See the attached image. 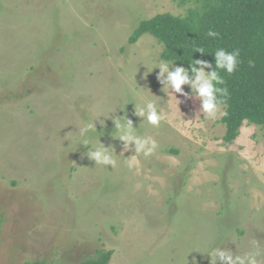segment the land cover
<instances>
[{
  "label": "rangeland",
  "instance_id": "rangeland-1",
  "mask_svg": "<svg viewBox=\"0 0 264 264\" xmlns=\"http://www.w3.org/2000/svg\"><path fill=\"white\" fill-rule=\"evenodd\" d=\"M198 5L0 0V264H78L100 249L109 264H209L215 247H264V128L244 123L224 144L221 116L184 96L180 109L166 104L158 69L141 79L162 45L148 34L129 43L141 21ZM144 100L163 107L158 127L133 115ZM119 110L159 147L131 156L108 120L100 139L119 156L95 167L78 130Z\"/></svg>",
  "mask_w": 264,
  "mask_h": 264
},
{
  "label": "trees",
  "instance_id": "trees-1",
  "mask_svg": "<svg viewBox=\"0 0 264 264\" xmlns=\"http://www.w3.org/2000/svg\"><path fill=\"white\" fill-rule=\"evenodd\" d=\"M196 1L198 7L184 16L165 13L141 21L129 43L148 34L162 45L161 60L186 69L192 60H205L215 68L217 49H239L236 71L231 75L220 71L225 83L219 86L228 90L226 107H222L227 112L221 118L225 127L222 140L232 144L244 123L264 128V0ZM209 30L219 35L209 37ZM197 47H202L204 54L196 52ZM112 255V251L100 249L78 264H109Z\"/></svg>",
  "mask_w": 264,
  "mask_h": 264
},
{
  "label": "clouds",
  "instance_id": "clouds-1",
  "mask_svg": "<svg viewBox=\"0 0 264 264\" xmlns=\"http://www.w3.org/2000/svg\"><path fill=\"white\" fill-rule=\"evenodd\" d=\"M207 35L209 37H217L219 34L209 30ZM195 51L204 54L202 47H197ZM239 55V49H234L231 52L223 48L217 49L214 54L215 68L205 60H192L187 69L183 66H176L173 61L160 60L152 68L144 67L146 71L141 79L146 80L148 75L158 69L156 78L161 85V92L168 98L166 104L174 102L175 106L179 108L182 103L178 98L179 96H184L186 99H197L200 101V113L205 118L215 119L218 115L221 117L227 115L226 111H221L222 107H226L228 90L219 86L225 83L220 71L222 70L229 75L234 73L239 62ZM205 69L212 70L206 72ZM137 73L134 77L135 81ZM185 85L191 89L190 93L183 91ZM139 88L144 89V87ZM151 94L154 95L152 91ZM155 97L159 101L163 99L162 97ZM132 105L134 106L133 115L140 118V124L146 122L153 127H158L161 121L165 119L163 107L161 104L158 105L155 100H144L140 104L132 103ZM119 111L124 112V115L119 116L116 114L117 112L115 115L111 113L107 116L101 115L87 128L78 130V135L83 137L81 145L87 149L84 156L89 161L94 162L95 167L102 165L106 168H109V166L114 168L117 163L114 156H119L116 154L114 146H106L100 139L105 135L103 129L106 127V121L108 120L112 121L115 130L110 133L111 138L121 142L124 152L130 151L134 153L131 156L143 155L147 158L152 156L159 147L157 141L152 137L138 135L139 126L134 127L133 121L128 118L125 110ZM97 124L100 126V131H97ZM88 129L100 133L98 140L94 144L85 135ZM89 144H91V148H88ZM207 257L209 258V264H264V259H262L264 258V247L261 246L259 240L252 239L249 241L248 251L243 254L233 252L229 248L215 247L208 252ZM192 264H198L195 257L192 258Z\"/></svg>",
  "mask_w": 264,
  "mask_h": 264
}]
</instances>
